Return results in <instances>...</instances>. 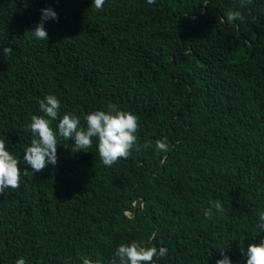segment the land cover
Here are the masks:
<instances>
[{
  "label": "trees",
  "instance_id": "obj_1",
  "mask_svg": "<svg viewBox=\"0 0 264 264\" xmlns=\"http://www.w3.org/2000/svg\"><path fill=\"white\" fill-rule=\"evenodd\" d=\"M0 0V139L20 159L55 95L59 118L109 103L139 117V150L111 167L98 141L0 195V264H111L121 244L167 248L153 264H246L264 211V0ZM49 39L31 30L41 9ZM229 11L244 20L228 22ZM29 31V32H28ZM164 137L167 152L157 149ZM220 201L223 213L204 212ZM127 212H129L127 214ZM243 249V251H242ZM70 258V259H69Z\"/></svg>",
  "mask_w": 264,
  "mask_h": 264
},
{
  "label": "clouds",
  "instance_id": "obj_2",
  "mask_svg": "<svg viewBox=\"0 0 264 264\" xmlns=\"http://www.w3.org/2000/svg\"><path fill=\"white\" fill-rule=\"evenodd\" d=\"M156 0H147L148 4H154ZM251 3L252 0H246ZM245 0H241L244 5ZM96 10H102L105 0H93ZM92 4V5H93ZM58 20V13L51 7L41 9V20L31 30L33 36L39 40H48V32L45 29V21ZM228 22L244 20L239 11H229L226 15ZM29 32V31H28ZM13 49L3 47L0 55H11ZM60 100L52 94L46 95L39 101V109L43 115H33L31 123L28 125L33 134L31 145L24 150L23 161L30 166L21 170L20 159L7 150L5 139H0V195L6 194V190H16L20 187L22 176L27 177L29 172L33 175L46 169L49 165L55 166L58 163L57 149L59 138L73 141L74 152H88L93 146V138L98 141V154L101 162L106 167H111L121 159H127L131 155V150L135 146L139 150L137 133L139 132L138 115L121 110L116 105L109 103L106 110H95L84 116L86 128L81 127V118L73 113H65L59 118L58 132L51 125L60 115ZM156 147L162 152H167L170 145L167 138L157 140ZM223 213L224 208L220 201H216L211 207L205 210V217L211 219L214 214ZM129 212H127L128 214ZM255 228L264 233V211L258 213ZM243 251V249H242ZM222 259L216 264H231L230 258L220 251ZM167 254V248L155 246H144L139 242L131 244H121L116 249L111 264H153L154 259ZM246 264H264V239L259 244L252 243L247 247ZM70 259V258H69ZM16 264H26V260L21 257L16 260ZM65 264H68L66 261ZM82 264H101L99 259L84 257Z\"/></svg>",
  "mask_w": 264,
  "mask_h": 264
}]
</instances>
